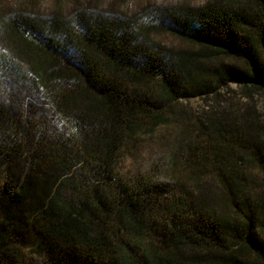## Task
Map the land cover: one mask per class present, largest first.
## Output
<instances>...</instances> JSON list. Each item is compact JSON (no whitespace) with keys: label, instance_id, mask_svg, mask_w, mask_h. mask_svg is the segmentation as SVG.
<instances>
[{"label":"trees","instance_id":"1","mask_svg":"<svg viewBox=\"0 0 264 264\" xmlns=\"http://www.w3.org/2000/svg\"><path fill=\"white\" fill-rule=\"evenodd\" d=\"M156 30L227 60L200 78L203 55ZM263 51L264 0L0 16V264H264V195L246 175L264 177L260 113L231 115L215 92L170 120L186 90L264 92Z\"/></svg>","mask_w":264,"mask_h":264},{"label":"rangeland","instance_id":"2","mask_svg":"<svg viewBox=\"0 0 264 264\" xmlns=\"http://www.w3.org/2000/svg\"><path fill=\"white\" fill-rule=\"evenodd\" d=\"M213 1L215 0H0V16H6L18 10L25 9L26 11L34 12L41 16H49L56 13L70 15L78 11H85L90 13H107L114 17L124 16L127 19H135L146 13L160 11L165 8H197L203 7ZM149 36L153 41L159 43L163 49H169L181 53L182 55H192L195 52L202 54L203 58L193 67L194 72H197L200 78L206 76L208 74V68L215 67L216 62L227 60L222 55H218L213 49L206 50L200 45L187 41L181 36L165 30L151 31ZM260 59L264 64V51L260 53ZM212 85L213 88L208 90H214V92L208 91L207 89L199 91L191 89L182 92L178 97L177 107L173 108L174 115L173 118L170 119L171 123H178V117H180V120H184L182 109H187L188 112L195 111V113L201 111L207 112L211 104L209 98H212L216 93L221 99L227 101L231 115H239L244 108L250 109L254 106L257 112L260 113L262 122L264 123L263 91H246L245 88L236 81H225L223 84L213 82ZM250 95H253V98H251ZM192 116L195 117L189 114L188 121L193 122L194 118H192ZM181 125L182 124H179V126L176 127H180ZM163 129L165 132V128ZM163 129L161 127L154 129V131L157 132L156 134H151L149 132L144 133V139H154L151 145H149L153 150L157 147L158 149L162 147V144L159 143L156 138H158V134L162 132ZM168 131H176L175 126L171 125ZM207 145H210V139H207L205 147ZM143 147L148 146L144 145ZM246 175L252 182V195L258 196L261 193L264 195V177H262L261 173H259L257 169L248 168ZM207 179L208 178H206V181H208ZM206 183L209 184V182ZM261 230L263 231V228ZM263 232L261 233L264 236Z\"/></svg>","mask_w":264,"mask_h":264}]
</instances>
